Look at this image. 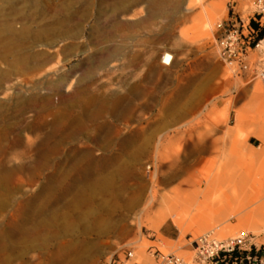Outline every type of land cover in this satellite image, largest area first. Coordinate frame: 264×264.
<instances>
[{
    "label": "rangeland",
    "instance_id": "1",
    "mask_svg": "<svg viewBox=\"0 0 264 264\" xmlns=\"http://www.w3.org/2000/svg\"><path fill=\"white\" fill-rule=\"evenodd\" d=\"M253 1L0 0V52L21 47L27 62L0 61V264H109L123 249L136 264H156L154 251L213 264L191 246L210 232L246 233L264 258V228L238 221L264 203V146L251 134L264 84L233 75L214 49L230 4L255 26ZM65 20L72 38L31 41ZM94 97L114 110L69 137L79 109L64 105ZM52 126L67 128L37 160Z\"/></svg>",
    "mask_w": 264,
    "mask_h": 264
},
{
    "label": "built area",
    "instance_id": "2",
    "mask_svg": "<svg viewBox=\"0 0 264 264\" xmlns=\"http://www.w3.org/2000/svg\"><path fill=\"white\" fill-rule=\"evenodd\" d=\"M252 7L258 17V21L253 19L254 27L249 20L244 22L230 4L226 20L216 25L219 36L215 40L214 49L217 59L228 66L233 75L244 76L250 82L258 81L264 84V59L258 58L252 61V53L258 50L259 45L264 41V36L262 39H257L258 33L264 31V1L254 0ZM191 246L194 248L197 260L216 264L222 255H229L235 250L250 252L253 244L252 238L241 232L235 238L224 241L217 240L212 234H206L193 240ZM253 249L257 252L255 248ZM153 256L156 264H184L173 254L162 255L154 251ZM132 260L131 249H123L115 252L109 264H136Z\"/></svg>",
    "mask_w": 264,
    "mask_h": 264
},
{
    "label": "bare ground",
    "instance_id": "3",
    "mask_svg": "<svg viewBox=\"0 0 264 264\" xmlns=\"http://www.w3.org/2000/svg\"><path fill=\"white\" fill-rule=\"evenodd\" d=\"M197 1H201V0H197ZM207 25L209 26V24H207ZM66 26H67V21L60 23V29L57 31V33L55 31H53V30H49L48 29V30H46L44 32L36 31V32H34V34H29L28 29L24 28V27L20 30V32L19 31L16 32V31L12 30L11 28H9L7 30V34L9 36V39H7V42L10 43L11 39H16V40L24 39L26 36H28V34L30 35L31 41L33 43H39L41 41V39H43V37H46V38H50L51 37V38H55L56 40H64V39L72 38L73 36H69V35H71V33H69L70 31L67 29ZM54 33H56V34H54ZM21 49H22L21 47L20 48L19 47L18 48H13V49L8 47V48L3 49L2 52H0V61H2L3 63H6L8 69H10V71L11 70L14 71V69H17L18 67L27 66L26 59L24 60V59L20 58V56H18V53H20L22 51ZM259 49L262 52H264V41H262L261 44L259 45ZM7 52H10V53L6 54ZM111 57H114V55L112 54ZM13 58H15V59H13ZM107 103L108 102H105L104 100L97 99L96 97H94L89 102H87V105L85 107H83L81 105L78 106L79 104H77V102H70L68 104H65L64 107L66 109H68V110H72L74 108H78L79 109L78 116L77 117L74 116L75 118L71 122V124H73V125H72V128H70V129H72V130L74 129V130H73L72 133H69L68 136L71 137V138L72 137L73 138L76 137L77 135H79L82 132H84L85 129L88 127V125L91 122H96L101 115L109 114L110 110H114L115 102L111 103V109H109V110L107 109ZM263 108L264 107L261 105L260 110L258 112V116H259V121H258L259 122L258 123L259 124V127H258L259 129L257 130L258 132L257 133H251L253 137H255L259 142H261L262 146H264V115H263ZM235 124H236V127L242 126L243 118H242V116L240 114H238L236 116V123ZM52 128H53V126L51 127V129ZM61 128L62 129L60 130V128H59L58 131H55V130L52 129V130L46 132L43 135L40 144L36 146L37 147V156H36L37 160L43 159L44 156L47 155L46 150H47V146L49 145V142L56 136V133H58V132H62L63 133L64 130H66L67 126H64V127H61ZM41 162H42V160H41ZM43 168H45V167H43ZM64 173H65V171H64ZM79 176H80L79 179L75 183H72L69 186H67V188L65 189V193L73 192V190L77 187L79 182L82 181L84 178H86V176L84 174H82V173H80ZM53 180H54V175L50 176L47 179V186L48 187L51 186V183L53 182ZM1 181H2V174L0 175V182ZM41 193L45 194V193H48V192L42 191ZM77 194H79V193H77ZM161 207H162V209L164 211L166 210L167 212H173L176 209L175 204L171 203L169 198H163L162 199ZM240 209L241 208H238V212L236 214L240 215V213H242V210H240ZM220 210H221V212H225V211L227 212V211L233 210V208H232L231 205L227 204L226 206H224ZM173 216L175 217L176 215H173ZM163 217H164L163 215H160L158 217V221L159 222L163 221V219H164ZM174 220H175V223H176V219H174ZM238 221H239V225L241 227L242 226H253V227L264 228V203L261 206H259L258 208L252 210L249 214L242 215L241 217H239ZM177 223H179V222H177ZM84 233H87V231L84 232ZM207 234H212L215 237V235L212 232L207 233ZM19 238H20V236H19ZM82 259H83V257H82Z\"/></svg>",
    "mask_w": 264,
    "mask_h": 264
},
{
    "label": "trees",
    "instance_id": "4",
    "mask_svg": "<svg viewBox=\"0 0 264 264\" xmlns=\"http://www.w3.org/2000/svg\"><path fill=\"white\" fill-rule=\"evenodd\" d=\"M261 34L258 36V40L261 38ZM216 264H264L262 258V252H255L251 249L250 252H243L235 250L229 255H222Z\"/></svg>",
    "mask_w": 264,
    "mask_h": 264
},
{
    "label": "crops",
    "instance_id": "5",
    "mask_svg": "<svg viewBox=\"0 0 264 264\" xmlns=\"http://www.w3.org/2000/svg\"><path fill=\"white\" fill-rule=\"evenodd\" d=\"M168 236V235H167Z\"/></svg>",
    "mask_w": 264,
    "mask_h": 264
}]
</instances>
